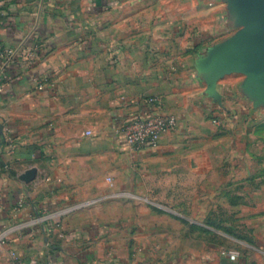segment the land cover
<instances>
[{
  "label": "crops",
  "instance_id": "1",
  "mask_svg": "<svg viewBox=\"0 0 264 264\" xmlns=\"http://www.w3.org/2000/svg\"><path fill=\"white\" fill-rule=\"evenodd\" d=\"M0 18V47L38 52L0 91V264H264L159 209L191 184L197 139L264 112V0H0ZM145 110L178 124L133 151L118 130Z\"/></svg>",
  "mask_w": 264,
  "mask_h": 264
},
{
  "label": "rangeland",
  "instance_id": "2",
  "mask_svg": "<svg viewBox=\"0 0 264 264\" xmlns=\"http://www.w3.org/2000/svg\"><path fill=\"white\" fill-rule=\"evenodd\" d=\"M242 129L237 136L213 133L210 139H197V170L178 176L180 183L191 184L165 193L172 199L159 207L165 211V225L180 223V237L195 234L203 249L232 258L250 253L254 244L264 249V112ZM205 148L211 153H199ZM194 193L196 200H189Z\"/></svg>",
  "mask_w": 264,
  "mask_h": 264
},
{
  "label": "built area",
  "instance_id": "3",
  "mask_svg": "<svg viewBox=\"0 0 264 264\" xmlns=\"http://www.w3.org/2000/svg\"><path fill=\"white\" fill-rule=\"evenodd\" d=\"M1 24V18H0ZM21 54L24 60H19L17 50L0 47V91L4 92L12 88L14 81L23 77V71L32 65L36 60L38 52L31 48L22 49ZM41 89V84H38ZM158 102L153 98L149 103ZM214 123L221 125V120L214 119ZM178 120L176 115L170 113H153L145 110L144 112L133 114L127 117L118 133L133 151H140L146 148L156 147L161 136L170 130L176 128ZM6 264H26L25 261L13 255Z\"/></svg>",
  "mask_w": 264,
  "mask_h": 264
},
{
  "label": "water",
  "instance_id": "4",
  "mask_svg": "<svg viewBox=\"0 0 264 264\" xmlns=\"http://www.w3.org/2000/svg\"><path fill=\"white\" fill-rule=\"evenodd\" d=\"M36 176V170L35 169H30L26 171V173L23 175L22 180L25 182H30L32 181Z\"/></svg>",
  "mask_w": 264,
  "mask_h": 264
}]
</instances>
